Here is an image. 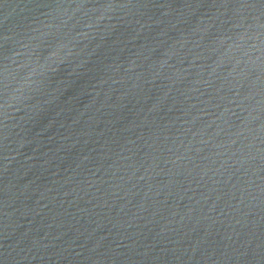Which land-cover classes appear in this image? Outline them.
I'll return each mask as SVG.
<instances>
[{
	"label": "water",
	"instance_id": "1",
	"mask_svg": "<svg viewBox=\"0 0 264 264\" xmlns=\"http://www.w3.org/2000/svg\"><path fill=\"white\" fill-rule=\"evenodd\" d=\"M0 264H264V0H0Z\"/></svg>",
	"mask_w": 264,
	"mask_h": 264
}]
</instances>
